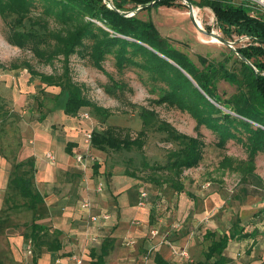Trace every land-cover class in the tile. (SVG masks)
Segmentation results:
<instances>
[{
	"label": "trees",
	"instance_id": "obj_1",
	"mask_svg": "<svg viewBox=\"0 0 264 264\" xmlns=\"http://www.w3.org/2000/svg\"><path fill=\"white\" fill-rule=\"evenodd\" d=\"M109 1L113 7L105 0H0V16L9 29L7 41L30 50L40 62L61 61L63 72L44 74L26 60L20 64L13 62L9 67L2 65V68H23L24 73H29L30 82L39 78L44 83L41 93L46 88H55V96L47 93L35 96L34 101L39 107L50 100L69 116L80 117L82 112L90 113L91 109L96 116L106 119L110 116L109 110L91 100L84 85L73 80L71 57L77 54L87 58L92 66L105 72L110 83L104 89L115 98L120 97L126 84L106 70L107 57L115 58L119 70L130 65L139 67L149 74L152 91L157 95L152 102L188 112L196 121L197 133H184L162 119L155 108L143 106L139 112L142 129L136 135L132 128L114 124L92 129L91 146L106 156V170L109 171L111 165L112 168L123 166L122 161L112 159L113 152L136 148L143 155L141 171L152 170L146 177L140 173V180L147 179L158 186L169 184L177 192L185 191L182 180L185 171L199 167L204 159L207 144L201 127H206L218 137L219 147H225L230 140L245 147L248 157L243 159L244 164L240 163L243 178L253 184L254 195L264 196V179L256 172V158L264 153V12L246 0H187L214 12L224 39L236 42L247 39L226 53L224 59L213 60L198 55L196 61L189 51L163 36L153 20L138 15L140 10L154 6L183 7L182 0ZM38 7L42 8L43 16L54 17L60 28H51L46 18H33L32 13ZM139 7L142 9L138 10ZM130 12L134 14L130 15ZM206 30L211 31V27L207 25ZM221 81L229 83L235 91L230 95L221 94ZM44 118V115L40 116V119ZM151 130L165 133L167 140L178 144L169 151L166 163L151 162L146 157L145 145ZM228 158L223 159L222 163L226 160L224 166L229 162ZM93 163L99 169L98 160ZM125 170L126 173H138ZM35 178L34 158L14 161L5 208L0 214L22 210L39 213L26 225L24 233L35 249L33 261L37 264L43 247L57 251L62 248V241L59 231L38 222L45 194L38 190ZM257 236L258 231H248L240 218L222 234L207 228L203 238L209 244L203 257L188 264H235L230 254L234 243L253 238L246 251L249 257L258 241ZM153 258L156 264H175L159 252L154 253ZM244 264H251V260H245Z\"/></svg>",
	"mask_w": 264,
	"mask_h": 264
},
{
	"label": "crops",
	"instance_id": "obj_2",
	"mask_svg": "<svg viewBox=\"0 0 264 264\" xmlns=\"http://www.w3.org/2000/svg\"><path fill=\"white\" fill-rule=\"evenodd\" d=\"M17 78L25 82L19 91L13 88L14 80L0 77V210L5 208L14 161L34 158L36 186L45 194L38 222L59 231L62 241L57 251L43 247L37 264H79L75 259L82 264H156V252L185 264L197 254L201 237L197 228L206 218L209 197L187 187L182 192L171 189L174 194H169L167 205L172 207L165 212L161 208L167 202L165 191L154 197L147 193L140 173H126L120 165L106 170V156L84 138V131L94 128L91 119L69 116L50 100L39 107L30 75ZM46 90L54 92L52 96L57 93ZM78 153L96 157L99 169L89 157L80 164ZM85 201H90L89 207ZM105 213L111 217L100 224ZM38 214L32 210L0 214V264H34L35 249L24 233ZM213 229L219 231L217 226ZM30 244L32 254L27 252ZM183 249L188 255L179 254ZM230 254L235 257L234 248Z\"/></svg>",
	"mask_w": 264,
	"mask_h": 264
},
{
	"label": "rangeland",
	"instance_id": "obj_3",
	"mask_svg": "<svg viewBox=\"0 0 264 264\" xmlns=\"http://www.w3.org/2000/svg\"><path fill=\"white\" fill-rule=\"evenodd\" d=\"M182 3L183 7L167 5L150 7L140 10L138 15L145 20H153L163 36L170 38L179 47L189 51L192 58L196 61H198V55H204L213 60L224 59L226 53H229L231 49L247 41V39L238 42L229 40V43H224L217 38L213 41L214 36L204 33L194 23L188 1L182 0ZM193 8H196L194 11H197L198 19L204 29L208 25L211 27V31L222 35V32L217 27L214 12L210 8H200L196 5H193ZM40 9L42 8L36 9L32 13L33 18H46L51 28H60V24L54 17L43 16ZM28 24H31L30 21ZM8 31L7 24L0 16V77L14 80L13 88L18 91L23 89L25 82L23 80L19 82L17 76L23 74L29 76V73L26 71L24 73L22 71L23 68L19 70L4 69L2 65L9 67L13 62L20 64L26 60L37 71L44 74L58 75L63 72L61 61L55 60L53 63L40 62L30 50L11 45L7 41ZM104 66L117 80L126 84L119 98H115L105 91V85L110 83V79L105 72L92 66L87 58H81L77 54L71 57V75L73 80L84 85L88 97L110 112V116L105 119L96 116L89 109L91 113L90 122L94 128L101 129L107 125L114 124L130 127L133 130V134L136 135L142 129V119L139 112L141 107L145 106L155 108L162 119L172 123L180 131L190 135L197 133L196 121L188 112L165 104L155 105L152 102V99L156 98L157 95L152 91L148 73L142 71L139 67L131 65L124 70H119L112 55L107 57ZM43 85L44 83L37 78L30 88H33L34 94L37 96H41L44 93L50 96L54 93L46 90L41 93L40 89ZM30 88L26 87L24 90ZM219 88L223 95H225L224 92L230 95L235 91V88L226 81H221ZM49 90L54 91L55 88H49ZM26 95L28 96L29 93ZM201 130L205 135L207 144L204 159L199 167L186 170L182 178L187 188L194 191L200 190L204 196L209 197V210H205L206 218H203V225L201 227L199 225L201 228L200 235L202 237L207 228L213 229L216 226L219 228L218 233L222 234L229 230V227L237 218H240L248 231H258V241L254 244L249 257H247L246 251L253 242V238L235 242L232 247L235 251V264H244L245 260L248 259L251 260V264H264V196L254 195L251 190L253 189V184L243 178L244 173L241 171L242 165L240 163L244 164L243 159L248 157V152L241 143L233 140L228 141L225 147H219L217 145L218 137L211 130L206 127H201ZM177 147L178 144L176 142L167 140L165 133L151 130L145 145L146 157L151 162L166 163L169 151ZM111 156L113 160L122 161L123 168L142 173L143 177L152 173V170L149 169L141 171L140 163L143 160V155L136 148L130 151L113 152ZM225 157H230L226 166H224L226 160L222 163ZM105 162L107 161L103 160V163ZM228 163H231V165H228ZM256 165V172L264 179V153H260L257 156ZM107 168L108 165L106 166ZM141 181L147 193L150 192L153 197L159 192L165 191L167 202L161 208L168 212L169 208L172 207L170 204L167 205L168 196L170 193L174 194V191H171L173 188L169 184L158 186L147 181V179ZM23 211L25 210L17 212ZM25 217L29 218L28 216ZM177 220L179 222L182 221L179 218ZM201 237L199 236L197 239V254L191 255L189 259L187 258L188 260L185 261V264H188L192 259L196 260L203 257V251L209 241H202ZM196 255L198 256L197 258H195Z\"/></svg>",
	"mask_w": 264,
	"mask_h": 264
},
{
	"label": "built area",
	"instance_id": "obj_4",
	"mask_svg": "<svg viewBox=\"0 0 264 264\" xmlns=\"http://www.w3.org/2000/svg\"><path fill=\"white\" fill-rule=\"evenodd\" d=\"M247 2L251 3L252 5H255L258 9H260L261 11L264 12V0H246ZM81 119H90L91 118V115L88 111H84L81 113V116H80ZM84 138H85V141L88 143L89 147H91V143H92V138H93V131L92 130H85L84 131ZM48 156L53 159V155L51 153L48 154ZM90 158L91 161H95L96 160V157H94L93 155H86L84 153H78L76 158L78 160V162L80 164H84V162L86 163V158ZM143 195H146V193H143ZM84 206L85 207H89L90 206V201H85L84 203ZM111 215L109 213H105L102 217H100V219H98V222L101 224V223H104V220L110 218ZM28 254H32L33 253V250L31 248V244L30 246L28 247ZM179 254L181 256H186L188 255V252L186 249H183L179 252ZM76 262H78L79 264H82V261L80 259H75Z\"/></svg>",
	"mask_w": 264,
	"mask_h": 264
},
{
	"label": "water",
	"instance_id": "obj_5",
	"mask_svg": "<svg viewBox=\"0 0 264 264\" xmlns=\"http://www.w3.org/2000/svg\"><path fill=\"white\" fill-rule=\"evenodd\" d=\"M105 1L108 2V5H109L110 7H113V4H112L111 1H109V0H105ZM189 4H190V14H191V17H192L194 23L196 24V26H198V27H199L204 33L210 34V35L214 36L215 38H217V39L223 41L224 43H229L228 40H226V39H224V38L222 37V35H219V34L213 32V31H208V30L204 29V28L202 27V25H199L198 20H197L195 14H194L193 4H191V3H189ZM140 9H142V7H139L138 10H140ZM129 14H130V15H133L134 12H130Z\"/></svg>",
	"mask_w": 264,
	"mask_h": 264
},
{
	"label": "bare ground",
	"instance_id": "obj_6",
	"mask_svg": "<svg viewBox=\"0 0 264 264\" xmlns=\"http://www.w3.org/2000/svg\"><path fill=\"white\" fill-rule=\"evenodd\" d=\"M195 9H196V8H194L193 10H195ZM194 14H195V16H196V18H197V20H198L199 25H202V24H201V21L198 19V16H197V14L195 13V11H194ZM211 38H212V37H211ZM214 40H216V38L213 37V41H214Z\"/></svg>",
	"mask_w": 264,
	"mask_h": 264
}]
</instances>
